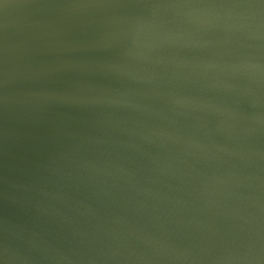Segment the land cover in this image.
I'll return each mask as SVG.
<instances>
[{
  "label": "water",
  "instance_id": "water-1",
  "mask_svg": "<svg viewBox=\"0 0 264 264\" xmlns=\"http://www.w3.org/2000/svg\"><path fill=\"white\" fill-rule=\"evenodd\" d=\"M0 264H264V0H0Z\"/></svg>",
  "mask_w": 264,
  "mask_h": 264
}]
</instances>
